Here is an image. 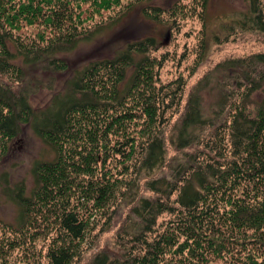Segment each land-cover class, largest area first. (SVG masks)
<instances>
[{
    "label": "trees",
    "instance_id": "1",
    "mask_svg": "<svg viewBox=\"0 0 264 264\" xmlns=\"http://www.w3.org/2000/svg\"><path fill=\"white\" fill-rule=\"evenodd\" d=\"M122 1L0 0V155L26 124L53 151L33 163L30 189L12 188L15 232L24 242L44 233L49 264H70L94 224L104 220L107 230L128 201L118 233L123 252L98 253L92 264H264V52L227 59L214 70L220 78L212 71L198 81L170 137L178 150H193L162 174L167 114L184 88L160 84L153 51L163 43L150 35L75 68L68 59L138 6L155 24L167 13L171 24L189 14L185 0H137L125 9ZM247 1L232 28L264 32L262 1ZM199 2L205 13L210 0ZM117 7L115 17L102 16ZM96 14L101 20L90 23ZM206 47L204 35L200 58ZM38 72L50 76V88L67 74L43 106L32 102L42 88ZM218 82L207 115L204 92Z\"/></svg>",
    "mask_w": 264,
    "mask_h": 264
},
{
    "label": "rangeland",
    "instance_id": "2",
    "mask_svg": "<svg viewBox=\"0 0 264 264\" xmlns=\"http://www.w3.org/2000/svg\"><path fill=\"white\" fill-rule=\"evenodd\" d=\"M136 1L123 0L122 7L125 9L129 3ZM261 1L264 9V0ZM162 2L164 5H169L174 0H163ZM184 3L187 5L185 10L189 13L188 16L179 17L172 24L169 21V13L163 15L164 20L161 24L147 21L140 11L141 7L138 6L125 16L118 27L105 31L103 35L96 37L92 42L83 43L68 57L71 67L75 68L92 59L110 55L113 50L121 47L127 40L154 35L163 43V46L153 51V55L162 61L158 73L160 84L181 82L184 88L181 91L182 96L179 98L178 105L167 114L170 123L166 124L164 130L167 136V162L169 161V163L162 170V174L170 173L171 166L183 159V151L191 152L193 150V148L178 150L172 144L170 137L174 134L176 126L180 124L189 95L198 81L227 59L264 52V32L244 30L239 26L232 28L231 26L235 17L247 11V0H210L208 9L202 14L200 13L201 2L199 0H185ZM122 7L103 11L102 16L113 15L115 17ZM194 8L197 12L193 11ZM102 16L94 15V21L90 23H96L95 20H101ZM203 17H205V22ZM204 35L207 38V47L204 55L200 58L201 41ZM67 72L69 75L70 72ZM36 75L41 79L42 88L32 98V102L35 106H43L60 85L59 81L64 80L67 74H57L55 77L57 84H53L52 88L47 86L50 78L48 74L38 72ZM214 77L218 79L220 74L214 71ZM5 79L8 82L11 81L9 78ZM227 80L228 78H225L222 84ZM12 85L17 86L15 83ZM219 86V82L216 85L212 83L204 92L203 107L207 115L213 113L212 110L220 95V88L217 89ZM224 88H226L225 83ZM52 157V149L42 142L28 124L23 125L20 136L9 143L7 150L0 155V264H49L47 257L49 242L45 241L44 233L36 234L31 240L24 242L23 235L20 236L15 232L19 224L20 209L10 198V195L13 191L12 188L19 182H25L27 189L33 186L32 167L35 160ZM8 187L10 190H7ZM132 206L133 204L128 201H122L115 210L116 213L110 227L105 231H103L106 229L104 220L97 226L94 224V228L87 236V242L82 246V253L70 264H92V259L101 252L112 256L120 255L123 248L118 243V233L125 225ZM168 218L169 215H164L160 218V222L162 219ZM11 240H17L21 244L11 248ZM3 245L5 253H1Z\"/></svg>",
    "mask_w": 264,
    "mask_h": 264
}]
</instances>
